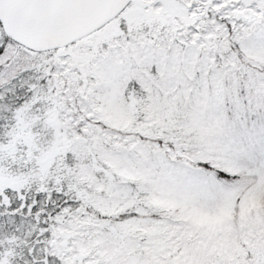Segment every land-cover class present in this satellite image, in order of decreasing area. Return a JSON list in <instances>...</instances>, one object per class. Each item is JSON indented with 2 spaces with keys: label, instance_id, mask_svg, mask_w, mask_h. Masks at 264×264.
Instances as JSON below:
<instances>
[{
  "label": "snow or ice",
  "instance_id": "obj_1",
  "mask_svg": "<svg viewBox=\"0 0 264 264\" xmlns=\"http://www.w3.org/2000/svg\"><path fill=\"white\" fill-rule=\"evenodd\" d=\"M0 264H264V0H0Z\"/></svg>",
  "mask_w": 264,
  "mask_h": 264
}]
</instances>
